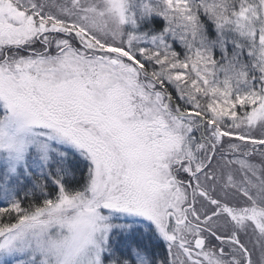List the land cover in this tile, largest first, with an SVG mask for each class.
<instances>
[{
	"label": "snow or ice",
	"instance_id": "1",
	"mask_svg": "<svg viewBox=\"0 0 264 264\" xmlns=\"http://www.w3.org/2000/svg\"><path fill=\"white\" fill-rule=\"evenodd\" d=\"M0 264H264V0H0Z\"/></svg>",
	"mask_w": 264,
	"mask_h": 264
}]
</instances>
